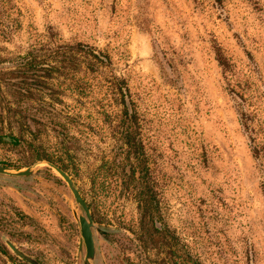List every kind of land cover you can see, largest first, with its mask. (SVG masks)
<instances>
[{
  "label": "rangeland",
  "instance_id": "rangeland-1",
  "mask_svg": "<svg viewBox=\"0 0 264 264\" xmlns=\"http://www.w3.org/2000/svg\"><path fill=\"white\" fill-rule=\"evenodd\" d=\"M0 22L9 31L5 58L47 31L106 55L139 118L155 227L199 264H264V0H0ZM45 131L50 146L52 125ZM97 133L81 139L67 173L100 228L93 264H175L174 242L146 226L137 198L94 197L89 172L114 144ZM36 162L29 149L0 143V165ZM39 168L24 182L0 178V264L25 262L6 240L38 264H83L84 213L63 180Z\"/></svg>",
  "mask_w": 264,
  "mask_h": 264
},
{
  "label": "trees",
  "instance_id": "trees-1",
  "mask_svg": "<svg viewBox=\"0 0 264 264\" xmlns=\"http://www.w3.org/2000/svg\"><path fill=\"white\" fill-rule=\"evenodd\" d=\"M8 32L0 22V42L8 39ZM59 42L47 31L24 54L5 58L0 53V66L13 65L4 68L5 73L0 68V143L25 147L35 161L50 162L68 173L76 165L81 139L87 142L105 130L114 144L109 156L89 172L94 197L109 198L112 204L123 196L137 198L146 226L174 242L175 264H199L187 245L154 225L155 190L126 80L112 71L103 53ZM217 61L231 78L228 62L221 55ZM96 88L105 91L95 96ZM49 125L55 133L50 146L45 131ZM0 253L5 251L0 248Z\"/></svg>",
  "mask_w": 264,
  "mask_h": 264
},
{
  "label": "water",
  "instance_id": "water-1",
  "mask_svg": "<svg viewBox=\"0 0 264 264\" xmlns=\"http://www.w3.org/2000/svg\"><path fill=\"white\" fill-rule=\"evenodd\" d=\"M39 166H45L51 169L57 174V176H59L63 180V182L67 185L74 202L83 211L84 215H80L77 218L80 235L79 251L80 253H82L84 248L85 255L83 259V264H93L96 257L97 232L100 228H97V226L94 224L86 202L81 197L78 189L76 188L72 179L66 172H64L62 169L50 162L37 161L32 166L23 170H13L3 165H0V178L5 180L41 176L43 171L39 168ZM5 244L21 260L25 261L28 264H38L36 259L24 255L23 253L18 251L9 241L6 240Z\"/></svg>",
  "mask_w": 264,
  "mask_h": 264
}]
</instances>
